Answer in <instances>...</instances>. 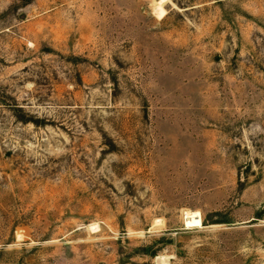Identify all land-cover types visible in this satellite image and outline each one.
Masks as SVG:
<instances>
[{
  "label": "rangeland",
  "instance_id": "1",
  "mask_svg": "<svg viewBox=\"0 0 264 264\" xmlns=\"http://www.w3.org/2000/svg\"><path fill=\"white\" fill-rule=\"evenodd\" d=\"M0 264H264V0H0Z\"/></svg>",
  "mask_w": 264,
  "mask_h": 264
},
{
  "label": "bare ground",
  "instance_id": "2",
  "mask_svg": "<svg viewBox=\"0 0 264 264\" xmlns=\"http://www.w3.org/2000/svg\"><path fill=\"white\" fill-rule=\"evenodd\" d=\"M185 215H186V217H185V225H186L187 228H190V227L197 228V227H203L204 226L203 219H202V214L199 211L186 212ZM92 228L94 230H98V226L97 225H93ZM162 260H166V258L162 257Z\"/></svg>",
  "mask_w": 264,
  "mask_h": 264
},
{
  "label": "trees",
  "instance_id": "3",
  "mask_svg": "<svg viewBox=\"0 0 264 264\" xmlns=\"http://www.w3.org/2000/svg\"><path fill=\"white\" fill-rule=\"evenodd\" d=\"M29 119H25V122H27Z\"/></svg>",
  "mask_w": 264,
  "mask_h": 264
}]
</instances>
